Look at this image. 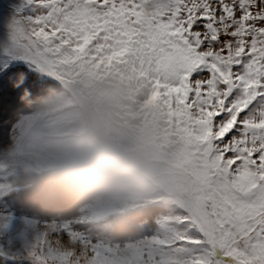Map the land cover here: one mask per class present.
Here are the masks:
<instances>
[{
  "label": "snow or ice",
  "instance_id": "6c2138e0",
  "mask_svg": "<svg viewBox=\"0 0 264 264\" xmlns=\"http://www.w3.org/2000/svg\"><path fill=\"white\" fill-rule=\"evenodd\" d=\"M8 77L28 95L33 79L108 85L173 149L180 179L118 237L105 223L115 202L18 210L13 152L0 164V264H264V0H7Z\"/></svg>",
  "mask_w": 264,
  "mask_h": 264
},
{
  "label": "rangeland",
  "instance_id": "374dc122",
  "mask_svg": "<svg viewBox=\"0 0 264 264\" xmlns=\"http://www.w3.org/2000/svg\"><path fill=\"white\" fill-rule=\"evenodd\" d=\"M6 3L7 0H0V5ZM29 87L31 95L23 92L29 108L18 111L8 122L6 134L0 136V164L10 165V154L16 153L11 180L20 189L21 204L17 209L28 211L35 203L29 192L40 175L78 170L107 155L109 159L108 156L119 158L128 167L121 172L133 188L129 195L115 201L119 211L105 223L111 224L110 234L118 237L138 234L151 206L163 200L180 179L179 161L173 149L154 134L127 97L116 94L106 84L61 87L33 79ZM14 104L0 92V120L8 116ZM25 116L30 121L21 132L17 125ZM2 128L0 122L1 132ZM8 171L12 172L10 166ZM50 184L39 186L46 199L55 194H72L73 185L69 183L59 189H52ZM92 204L91 198L77 209L87 212ZM92 231L94 235L105 234L99 226L92 227Z\"/></svg>",
  "mask_w": 264,
  "mask_h": 264
},
{
  "label": "trees",
  "instance_id": "16d2710c",
  "mask_svg": "<svg viewBox=\"0 0 264 264\" xmlns=\"http://www.w3.org/2000/svg\"><path fill=\"white\" fill-rule=\"evenodd\" d=\"M30 86V83H29ZM1 90L0 92L4 93L6 99L12 100L15 102V106L13 110L8 114V116L2 115L3 121L0 120V122H3V128L2 132L0 131V136L6 134V130L8 127V122L11 121L12 118H14L18 111L25 110L29 108V106H25V95L23 92L15 90V88L12 86L11 77L5 78L4 82L0 84ZM14 93V95H13ZM17 93V94H16ZM22 103L18 104L20 101ZM19 101V102H18ZM25 101V102H24ZM7 114V113H5ZM4 114V115H5ZM6 127V129H4ZM107 158V155L103 158H99L97 160L92 161L89 165L85 166L84 168L73 170V171H64V172H47L38 177V180L35 185L30 189L29 196L33 200V202H40V201H47V202H53L58 203V206H68L71 205L72 207L76 208L84 201L91 199V197L82 194L78 192L74 186L72 189L71 195H65L63 196L61 194H55L49 196L48 199H46L45 194L42 193V191L39 189V186L44 185L45 183L51 182V188L52 189H59V187L62 184H65V182L70 185H73L74 178L78 176L80 173H82L85 170L89 169H118L119 171L124 172L125 168H128L119 158H113L111 156ZM106 159L105 161H103ZM109 159V160H108ZM72 196V197H71ZM29 205V204H28Z\"/></svg>",
  "mask_w": 264,
  "mask_h": 264
},
{
  "label": "clouds",
  "instance_id": "9594fccd",
  "mask_svg": "<svg viewBox=\"0 0 264 264\" xmlns=\"http://www.w3.org/2000/svg\"><path fill=\"white\" fill-rule=\"evenodd\" d=\"M74 188L95 202H115L132 191L133 185L128 177L118 169H89L74 178ZM48 207L37 211H55L56 204L48 202Z\"/></svg>",
  "mask_w": 264,
  "mask_h": 264
}]
</instances>
